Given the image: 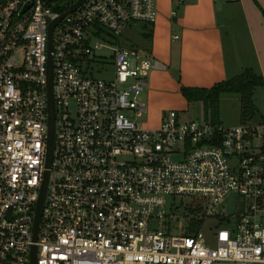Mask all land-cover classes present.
Listing matches in <instances>:
<instances>
[{"label":"built area","instance_id":"obj_1","mask_svg":"<svg viewBox=\"0 0 264 264\" xmlns=\"http://www.w3.org/2000/svg\"><path fill=\"white\" fill-rule=\"evenodd\" d=\"M76 1L0 0V264H31L33 246L35 264H264V119L168 109L146 128L160 62L120 38L155 24L157 0H83L49 34ZM102 48L109 79L92 74Z\"/></svg>","mask_w":264,"mask_h":264},{"label":"crops","instance_id":"obj_2","mask_svg":"<svg viewBox=\"0 0 264 264\" xmlns=\"http://www.w3.org/2000/svg\"><path fill=\"white\" fill-rule=\"evenodd\" d=\"M157 8L145 52L160 67L149 71L141 95V116L149 115L146 128H157L165 110H187L182 86L207 88L239 74L234 71L238 55L249 65L251 54L253 65L246 67L264 80V0H157Z\"/></svg>","mask_w":264,"mask_h":264},{"label":"rangeland","instance_id":"obj_3","mask_svg":"<svg viewBox=\"0 0 264 264\" xmlns=\"http://www.w3.org/2000/svg\"><path fill=\"white\" fill-rule=\"evenodd\" d=\"M145 29L142 28V25L140 23H136L132 26V28H126L122 36L120 38V45L123 47H139L142 50L145 51V49L148 48V41L147 39H144L142 36V32ZM99 41L104 44L101 40H95ZM94 41V42H95ZM106 43V42H105ZM109 45L108 43H106ZM110 46V45H109ZM110 50L106 48H102L101 50H96V54L105 55V57L102 59V62L97 64H92V74L96 77H101L105 79H109L112 77L113 69L111 59L109 57ZM252 55L247 54L246 58L249 59V65L247 64V60L244 59L242 55H238V62H236V67H234V71L237 73H240L242 69L246 66L253 65V63H250L252 60ZM264 87H256L253 93V101L261 115L264 116ZM180 118L184 120H190V119H201L203 118V110L202 105L198 102H192L189 104L187 110L181 111ZM218 118L220 122L225 127L235 126L239 124V95L236 93H223L220 97L219 106H218ZM264 119V117H263ZM138 122L144 124H148L149 115L148 113L142 114L141 117L137 118ZM144 122V123H143ZM256 122V121H254ZM258 122V121H257Z\"/></svg>","mask_w":264,"mask_h":264},{"label":"trees","instance_id":"obj_4","mask_svg":"<svg viewBox=\"0 0 264 264\" xmlns=\"http://www.w3.org/2000/svg\"><path fill=\"white\" fill-rule=\"evenodd\" d=\"M144 39H151V27L142 26ZM263 77L251 67H244L239 74L219 81L211 87H186L180 88L181 94L188 103L200 102L203 117L210 118L213 122H220L218 106L223 93H236L239 95V122H254L263 120L254 101L253 93L256 87H263Z\"/></svg>","mask_w":264,"mask_h":264},{"label":"water","instance_id":"obj_5","mask_svg":"<svg viewBox=\"0 0 264 264\" xmlns=\"http://www.w3.org/2000/svg\"><path fill=\"white\" fill-rule=\"evenodd\" d=\"M83 2V0H77L76 2L72 3L70 5V7L63 13L61 14L56 20L52 21L50 26H49V34L52 31V28L54 27V25L56 24V22L61 19L65 14L75 10L81 3ZM50 72H49V127H48V134H47V153H46V159H47V163L46 165L49 166L50 163V158H51V152L53 149V144H54V126H53V109H52V97H51V82H50ZM47 176H48V172H45V180H44V184L43 187L41 189L38 201H37V205L35 207V214H34V237H35V233H36V229H37V225L39 222V218H40V212H41V208H42V204H43V199H44V192H45V186H46V182H47ZM233 200H234V194H231L228 197V202H229V208H228V212L229 213H233L234 211V206H233ZM31 264H35V247L33 246L32 248V254H31Z\"/></svg>","mask_w":264,"mask_h":264}]
</instances>
